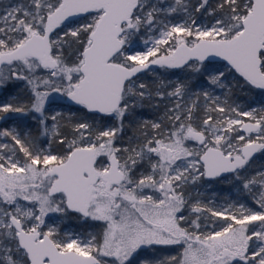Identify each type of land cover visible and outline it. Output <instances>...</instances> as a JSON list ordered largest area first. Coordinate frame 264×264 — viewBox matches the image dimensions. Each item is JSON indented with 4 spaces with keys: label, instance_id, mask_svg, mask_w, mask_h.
I'll return each mask as SVG.
<instances>
[{
    "label": "snow or ice",
    "instance_id": "obj_1",
    "mask_svg": "<svg viewBox=\"0 0 264 264\" xmlns=\"http://www.w3.org/2000/svg\"><path fill=\"white\" fill-rule=\"evenodd\" d=\"M154 66L210 87L144 82ZM230 75L264 91V0H0V89H21L0 114L38 125L0 129V264H135L152 246H179L154 264H264V107L231 102ZM226 174L259 210L205 203L197 186ZM69 212L100 232L46 222Z\"/></svg>",
    "mask_w": 264,
    "mask_h": 264
},
{
    "label": "trees",
    "instance_id": "obj_2",
    "mask_svg": "<svg viewBox=\"0 0 264 264\" xmlns=\"http://www.w3.org/2000/svg\"><path fill=\"white\" fill-rule=\"evenodd\" d=\"M19 0H4L5 4H15L18 3ZM193 3H195V0H192ZM212 2L214 3L215 0H212ZM222 65V63H217ZM155 73H157V75H159L160 77L163 76L166 80L168 78H172L174 76H177L181 71L184 70H177V71H171V70H163V69H154L153 70ZM141 75V79L146 82L151 84L154 80L160 79V77L157 78L152 76L151 74L148 73H143L140 74ZM187 75H192V83L195 86H199V87H205L206 86V77H200V76H196L194 74H186ZM230 78V76H229ZM237 79H242V78H238ZM229 83H231L232 85V90H231V95H230V100L231 102L240 105V108L246 109V107H250L253 104H256L255 98L257 97L258 94L261 93L262 90H258V89H250V86L248 87H240V86H236L235 80L232 78V80L229 79L228 81ZM21 92V89L19 87H10V88H5L2 89L0 92V103L4 104L7 103L10 99H12L14 101L15 97L17 95H19ZM220 96L221 98H223V91L220 90ZM258 102L261 104H264L263 102H261V100L258 99ZM73 109H75L76 106H71ZM49 112L52 111H61V112H67L69 110V102L67 101V103L64 102H57L55 104H50L47 107ZM14 114H19V113H8V114H0V116H7V115H14ZM79 115V114H78ZM140 115L143 118H147V119H155L156 114L150 109V108H145L142 110V112L140 113ZM214 116H219V113H213ZM30 117H32L31 114L29 115H24L15 119H7L4 121L0 122V129L4 128V127H8V125L10 123H15L17 128L21 131V132H27V131H31L33 134H36L37 132V128L38 125L36 124V122L32 119H30ZM50 123V122H49ZM40 143L42 145L45 146L46 149L51 150L53 153H59L61 152L62 148L60 145L56 144V143H52V144H48L47 138H41L40 139ZM117 143H121V141H118ZM256 158H259L261 163L264 165V156H262L261 154L258 155ZM256 158L253 159V161H251L252 165L253 163H255ZM255 165V164H254ZM259 167H256L255 169H251L250 172H254L256 169H259ZM228 177V176H227ZM222 179V178H221ZM221 179H215L216 181H218V183L220 182ZM215 180H211V181H215ZM209 181V180H208ZM225 191H229L228 189H224ZM205 196V195H203ZM68 221L67 224L63 227L66 229H69L77 234H80L82 237H87L89 234H98L100 232V223L99 222H95V221H91V220H81V218L75 214V213H68ZM162 257L167 256L169 254L167 253H162L161 254ZM173 255V254H172ZM160 257V258H162ZM159 259V258H158Z\"/></svg>",
    "mask_w": 264,
    "mask_h": 264
},
{
    "label": "rangeland",
    "instance_id": "obj_3",
    "mask_svg": "<svg viewBox=\"0 0 264 264\" xmlns=\"http://www.w3.org/2000/svg\"><path fill=\"white\" fill-rule=\"evenodd\" d=\"M204 20H205V17H203V16L198 17V22H202ZM137 46L140 49L143 48V45L140 44L139 41L137 42ZM186 74H188V73L185 71H181L177 76H174L172 78H168L167 80H171V81L182 80V79H184ZM158 77H160V76L157 75V78ZM160 79H165V78L163 76H161ZM229 79L232 80L231 75H230ZM205 87H210L207 84V82H206ZM196 88L199 89L202 87L196 86ZM214 94L220 95V89H215ZM258 99L264 103V91H261V93L258 94L257 97L255 98L256 104H253L250 107H246V109H243V110L247 111L252 107H255L257 109L264 107V104L259 103ZM57 102L67 103L66 99H62L59 96L54 94L53 97H51L49 99L47 107L50 104H55ZM52 112H55V111H52ZM31 115H33V114H31ZM232 115L234 116V114H232ZM21 116H24V115H21V114H14V115H10V116L7 115L6 119H2V120H0V122L7 120V119H15V118H18ZM236 118L240 119L242 121H246V118L243 116L236 117ZM30 119H32V117H30ZM8 127H17V126L13 122V123H10L8 125ZM259 166L262 167L264 165L261 163L259 158H256L255 163H253V165L251 163V167L249 168V171L251 169H255L256 167H259ZM197 188H198V191L202 194L201 198L205 201V203H207L209 200L212 201V204L210 205L211 207H215V208L219 209V208L224 207L228 204L244 203L246 206H248L254 210H259L258 206L252 201V199L246 193H244L241 190V188L238 186V184L234 180H232L231 176L221 179L219 183L216 180L215 181H208V180L202 181L201 185H198ZM224 189H228L229 191H225ZM203 195H205V196H203ZM185 214L187 215V213H185ZM205 215H209V217H210V214L206 213ZM68 218H69L68 214L65 216H58L57 214H50L49 217H46V222L50 225L56 224L59 228L61 236H63L64 233H66V232L71 233V234H77V233H75L69 229L63 228L67 224ZM210 219L216 220V230H219V227L226 223L225 221L219 220L217 218L210 217ZM81 220H83V219L81 218ZM78 235H80V234H78ZM178 252H179V246H152L151 248H145V249L140 251V253L136 256L135 264H139V262L141 260L145 261L146 264H154V261L156 259L162 257V255H161L162 253H167L169 255H172V254L178 255Z\"/></svg>",
    "mask_w": 264,
    "mask_h": 264
},
{
    "label": "water",
    "instance_id": "obj_4",
    "mask_svg": "<svg viewBox=\"0 0 264 264\" xmlns=\"http://www.w3.org/2000/svg\"><path fill=\"white\" fill-rule=\"evenodd\" d=\"M216 63H223L222 61H216ZM154 69H157L155 66L153 67V70ZM177 70H181V69H174V70H171V71H177ZM1 90V89H0ZM67 101V100H66ZM258 155V153L256 154V156ZM227 176H230V174H226L224 177H227ZM217 179H220V178H217ZM211 181V180H210Z\"/></svg>",
    "mask_w": 264,
    "mask_h": 264
},
{
    "label": "flooded vegetation",
    "instance_id": "obj_5",
    "mask_svg": "<svg viewBox=\"0 0 264 264\" xmlns=\"http://www.w3.org/2000/svg\"><path fill=\"white\" fill-rule=\"evenodd\" d=\"M1 90H2V89H1ZM1 90H0V92H1ZM259 154H260V153H258V155H259ZM258 155H257V156H258ZM257 156H255L253 159H255ZM228 177H229V176H228ZM223 178H225V177H223ZM223 178H222V179H223ZM220 179H221V178H220ZM159 256H160V255H159Z\"/></svg>",
    "mask_w": 264,
    "mask_h": 264
}]
</instances>
